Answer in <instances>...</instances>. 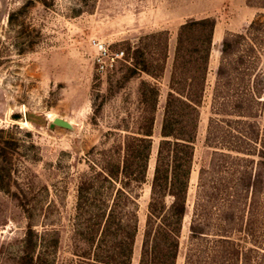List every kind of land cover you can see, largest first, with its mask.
Returning a JSON list of instances; mask_svg holds the SVG:
<instances>
[{
  "label": "rangeland",
  "instance_id": "rangeland-1",
  "mask_svg": "<svg viewBox=\"0 0 264 264\" xmlns=\"http://www.w3.org/2000/svg\"><path fill=\"white\" fill-rule=\"evenodd\" d=\"M203 17L214 25L175 264H186L199 171L218 161L213 151L239 154L256 166L264 146V91L255 88L264 78V0H0V264H29L30 221L37 264H89L81 255L90 247L75 220L77 186L105 157L121 159L125 134L149 120L145 82L156 84L159 96L146 180L135 187L138 230L131 264L140 263L178 32ZM226 37L239 38L240 45L223 57ZM144 63L161 77L133 75ZM220 65L227 72L222 78ZM56 116L74 128L50 127ZM114 188L97 184L91 195L110 199ZM260 202L263 253L264 193ZM246 240L245 246L258 247L254 237ZM253 255L252 264H264V256Z\"/></svg>",
  "mask_w": 264,
  "mask_h": 264
},
{
  "label": "trees",
  "instance_id": "trees-1",
  "mask_svg": "<svg viewBox=\"0 0 264 264\" xmlns=\"http://www.w3.org/2000/svg\"><path fill=\"white\" fill-rule=\"evenodd\" d=\"M213 25L212 18L190 19L178 32L139 264H175L178 234L188 210L186 201L194 156L197 106L204 88ZM239 43V38H224L222 56L235 53ZM191 65L201 67L191 72L187 69ZM140 71L155 79L162 74L149 69L146 63L142 67L135 66L132 74ZM225 74L226 68L220 65L218 78ZM145 84L150 86L149 94L147 90L143 94L144 100L150 97L149 120L137 131L125 134L121 159L105 157V164L98 170L92 167L90 178L82 177L77 186L75 220L81 225L80 235L90 247L87 256L81 255L90 261L89 264L132 263L138 230L135 187L146 180L154 111L159 96L156 84ZM255 88L259 94L264 91V78L257 79ZM257 155L256 167L252 159L239 154L213 151V157L218 156L220 160L208 168L201 167L189 225L186 264H252L253 253L264 256V252L258 250L261 247L258 238L260 197L264 193L263 145ZM222 168L225 171L222 172ZM214 173H217L216 180ZM104 182L115 187L113 196L99 200L97 193L91 195V192L96 190L97 184ZM115 182H119L118 187ZM98 210L101 211L96 212ZM35 236L30 221L25 238L29 264H37L32 253L38 244ZM249 237H254L258 247L243 244Z\"/></svg>",
  "mask_w": 264,
  "mask_h": 264
},
{
  "label": "water",
  "instance_id": "water-1",
  "mask_svg": "<svg viewBox=\"0 0 264 264\" xmlns=\"http://www.w3.org/2000/svg\"><path fill=\"white\" fill-rule=\"evenodd\" d=\"M29 119L32 121L31 118ZM54 126H60V127L68 128V129L74 128V124L72 121L62 118V117H57V116L54 117L50 122V127H54Z\"/></svg>",
  "mask_w": 264,
  "mask_h": 264
},
{
  "label": "built area",
  "instance_id": "built-area-1",
  "mask_svg": "<svg viewBox=\"0 0 264 264\" xmlns=\"http://www.w3.org/2000/svg\"><path fill=\"white\" fill-rule=\"evenodd\" d=\"M98 45H99L100 49H102V51L106 52V49L103 45H101L100 43ZM122 55H124V51H121L117 54V56H122ZM102 67H103V65H102Z\"/></svg>",
  "mask_w": 264,
  "mask_h": 264
},
{
  "label": "bare ground",
  "instance_id": "bare-ground-1",
  "mask_svg": "<svg viewBox=\"0 0 264 264\" xmlns=\"http://www.w3.org/2000/svg\"><path fill=\"white\" fill-rule=\"evenodd\" d=\"M25 123H26L27 125H29V122H28V121H26Z\"/></svg>",
  "mask_w": 264,
  "mask_h": 264
}]
</instances>
